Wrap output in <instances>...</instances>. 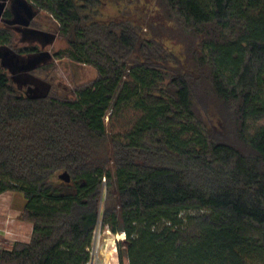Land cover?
Instances as JSON below:
<instances>
[{
  "label": "trees",
  "instance_id": "trees-1",
  "mask_svg": "<svg viewBox=\"0 0 264 264\" xmlns=\"http://www.w3.org/2000/svg\"><path fill=\"white\" fill-rule=\"evenodd\" d=\"M26 1L97 75L38 98L0 61V195L33 225L0 264H85L99 220L120 264H264V0Z\"/></svg>",
  "mask_w": 264,
  "mask_h": 264
},
{
  "label": "rangeland",
  "instance_id": "rangeland-1",
  "mask_svg": "<svg viewBox=\"0 0 264 264\" xmlns=\"http://www.w3.org/2000/svg\"><path fill=\"white\" fill-rule=\"evenodd\" d=\"M122 10L123 7L121 5L108 1L100 7L99 13L102 20H107L121 15ZM33 12L35 16L34 23L41 36L39 34L24 39L22 32L10 28V31L13 32V46L18 52L22 48L37 47L41 52H50L52 57L47 58L45 62L34 70L25 72L20 70L17 66L27 64L31 55L15 54L13 56V54H10L7 47H0V61L3 68L9 75L12 83L24 95L33 96L39 94L41 91L46 90L47 85H50L53 94L65 98L73 97L75 89L91 82L96 77V71L91 66L78 65L68 58L57 59L55 54L67 47L66 41L57 36L59 28L58 23L48 13L36 7H33ZM134 17L135 19L137 18V16ZM0 27L5 28V25L1 24ZM48 35L56 36L54 42H47L46 37ZM34 79L38 82L33 81ZM24 204L25 199L20 193L7 192L0 195L1 249L11 250L15 244L3 237V235L10 224L15 221H24L22 218Z\"/></svg>",
  "mask_w": 264,
  "mask_h": 264
},
{
  "label": "built area",
  "instance_id": "built-area-1",
  "mask_svg": "<svg viewBox=\"0 0 264 264\" xmlns=\"http://www.w3.org/2000/svg\"><path fill=\"white\" fill-rule=\"evenodd\" d=\"M4 233L6 236L12 235L8 228ZM125 239L126 233L115 234L99 220L88 248L89 260L85 264H119V243Z\"/></svg>",
  "mask_w": 264,
  "mask_h": 264
},
{
  "label": "flooded vegetation",
  "instance_id": "flooded-vegetation-1",
  "mask_svg": "<svg viewBox=\"0 0 264 264\" xmlns=\"http://www.w3.org/2000/svg\"><path fill=\"white\" fill-rule=\"evenodd\" d=\"M6 2H7V6L3 14V17L1 19L0 25L4 24L9 28L12 29L14 28L17 31L19 30L20 32L23 33L24 39L30 36H36L40 34L34 23L35 16L33 12V6H31L26 0H7ZM7 11H9L11 14L10 18L4 17Z\"/></svg>",
  "mask_w": 264,
  "mask_h": 264
},
{
  "label": "water",
  "instance_id": "water-1",
  "mask_svg": "<svg viewBox=\"0 0 264 264\" xmlns=\"http://www.w3.org/2000/svg\"><path fill=\"white\" fill-rule=\"evenodd\" d=\"M7 0H0V22L1 19L3 17V14L5 12L6 6H7ZM56 39V36L54 35H48L47 36V42H54V40ZM10 52V54H13V56L17 53H15L14 51H12L11 49L7 48ZM52 55L50 54V52L47 51H42L40 53L31 55L30 60L28 61L27 64L24 65H19L17 66L20 70H23L25 72H30L32 70H34L35 68H37L38 66H40L43 62H45V60L47 58H51ZM35 81V79L33 80ZM38 82V81H35ZM50 85L46 86V90L45 91H41L39 94L33 95L35 97H46L50 91ZM59 178L65 182H70V176L67 173H63L59 176Z\"/></svg>",
  "mask_w": 264,
  "mask_h": 264
},
{
  "label": "crops",
  "instance_id": "crops-1",
  "mask_svg": "<svg viewBox=\"0 0 264 264\" xmlns=\"http://www.w3.org/2000/svg\"><path fill=\"white\" fill-rule=\"evenodd\" d=\"M8 229L12 235L6 236L4 234L3 237L6 239L12 241L13 243L17 241L28 242L31 239L33 225L25 221H15L8 226Z\"/></svg>",
  "mask_w": 264,
  "mask_h": 264
}]
</instances>
